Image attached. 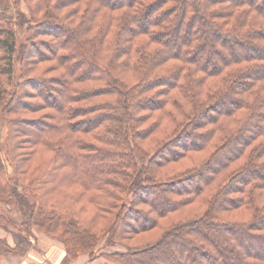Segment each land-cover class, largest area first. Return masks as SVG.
<instances>
[{
    "label": "trees",
    "instance_id": "obj_1",
    "mask_svg": "<svg viewBox=\"0 0 264 264\" xmlns=\"http://www.w3.org/2000/svg\"><path fill=\"white\" fill-rule=\"evenodd\" d=\"M10 229L19 257L36 230L89 263L264 264V0H0Z\"/></svg>",
    "mask_w": 264,
    "mask_h": 264
},
{
    "label": "rangeland",
    "instance_id": "obj_2",
    "mask_svg": "<svg viewBox=\"0 0 264 264\" xmlns=\"http://www.w3.org/2000/svg\"><path fill=\"white\" fill-rule=\"evenodd\" d=\"M9 14L12 15V11H10ZM9 216L15 225L19 224V222L21 221V217L18 211L9 212ZM18 233L19 232H17L16 229H12V230L10 229L8 233L0 231V264H10L8 263L10 259L9 254L3 252L4 245H6V243H1V241L5 240L9 246L10 245L13 246L14 243L19 240ZM153 235H154L153 231L143 233L134 237L132 240L129 241V243L133 245L144 243L147 240H149ZM29 241H30V247H33L32 249H37V250H32L30 247H28V250L25 252L26 258L23 259L24 263L26 264H28L29 261H30L29 263H33V264H107L101 258L96 259L93 263H89L87 255H79L76 259H66L64 248L61 245L62 243L48 239L46 236H44V234L36 230H34L31 237H29ZM98 246H99L97 249L98 253L106 250L107 251L123 250V247L119 245L114 247H106L104 241L100 242ZM254 249H258V248L255 247ZM28 251H33L32 258H27L26 255L28 254ZM41 253L45 260L39 257ZM164 254H165L164 255L165 258L168 259L169 258L168 254L167 253ZM17 257L19 256L16 255L13 256L12 258L13 261L14 260L18 261ZM144 262L147 263L146 260H144Z\"/></svg>",
    "mask_w": 264,
    "mask_h": 264
},
{
    "label": "crops",
    "instance_id": "obj_3",
    "mask_svg": "<svg viewBox=\"0 0 264 264\" xmlns=\"http://www.w3.org/2000/svg\"><path fill=\"white\" fill-rule=\"evenodd\" d=\"M14 240V239H13ZM31 249L33 248V247H30ZM32 250H37V249H32ZM37 252V251H36ZM32 253H33V251H28V254L26 255L27 256V258H32ZM38 253V252H37ZM40 253V252H39ZM9 256H10V259H9V262L8 263H10V264H26V263H24V258H26L25 257V255L24 256H22V257H17L18 258V261H16V260H14L13 261V256L12 255H10L9 254ZM39 257L41 258V259H43V260H45L44 258H43V255H42V253L39 255ZM30 262V261H29ZM28 262V264H33V263H29Z\"/></svg>",
    "mask_w": 264,
    "mask_h": 264
}]
</instances>
